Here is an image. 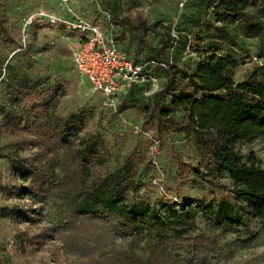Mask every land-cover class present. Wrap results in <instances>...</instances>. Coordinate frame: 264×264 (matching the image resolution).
<instances>
[{
    "label": "rangeland",
    "instance_id": "obj_1",
    "mask_svg": "<svg viewBox=\"0 0 264 264\" xmlns=\"http://www.w3.org/2000/svg\"><path fill=\"white\" fill-rule=\"evenodd\" d=\"M210 1L69 0L67 6L103 31L107 21H116L119 43L134 61L139 55L145 59L170 57L177 68L189 72L204 54L214 52L236 59L237 66L231 71L234 82L249 74L263 76L264 34L261 38L245 37L238 23H215ZM248 11L264 30V15L252 8ZM28 19L31 22L27 25ZM73 23L75 18L59 0H0V264H80V259L64 252L57 232L46 230L51 226L58 229L70 205L68 199L55 194L41 203L19 194L15 188L19 180L13 176L10 159L18 167L51 165L55 181L69 177L86 189L128 162L129 181L135 188L126 190L123 200L145 205L159 215L193 208L196 228L191 235L209 232L204 208L215 210L221 203L233 204L226 176L210 184L192 174L182 175L176 168L173 153L192 165L200 161L194 137L172 130L156 132L154 116L142 111L144 106L161 103L164 86H168L166 73L154 67L142 69L143 80H134L118 104L110 106L71 63L70 47L78 36L70 26ZM22 82L41 93V101L51 95L47 114L53 119L88 113L78 132V137L92 145L95 156L87 175H81L60 149L50 151L36 138L31 112L20 114L19 105L13 102V92ZM4 111L11 113L6 120ZM169 115L176 118L180 113ZM15 121L20 127L12 132L8 124ZM236 150L243 161L251 153L256 164L264 168V138L240 142ZM237 205L239 216H243L246 202L238 201ZM232 239L227 235L219 241L215 264H242L246 260L264 264L261 257L253 260L264 248V234L256 233L242 248L230 246ZM117 247L131 257L129 264H163L153 240L118 241ZM166 250L172 256L185 255L183 246Z\"/></svg>",
    "mask_w": 264,
    "mask_h": 264
},
{
    "label": "trees",
    "instance_id": "obj_2",
    "mask_svg": "<svg viewBox=\"0 0 264 264\" xmlns=\"http://www.w3.org/2000/svg\"><path fill=\"white\" fill-rule=\"evenodd\" d=\"M210 7L215 23H238L245 37L263 36L262 25L253 21L248 9L264 15V0H211ZM110 21L116 27L117 22ZM115 30L119 49L128 55L119 43V32ZM146 60L149 59L139 55L137 61H132ZM154 60L167 61V57ZM236 66V59L230 55L214 52L204 54L189 72L177 68L172 60L166 62V67L154 66L166 73L165 85L168 86H164L159 105L142 108L145 115L151 113L154 116L156 132L172 130L194 137L201 155L198 164L192 165L176 153L172 154V160L182 175L192 174L210 184L222 176L230 180L229 193L233 204L221 203L215 210H202L209 232L190 234L196 228V212L189 206L159 215L145 205L125 202V191L135 188L129 181L131 169L128 162L86 189L69 177L55 181L51 165L18 167L14 159L9 160L13 176L19 180L15 187L19 194L41 203L55 194L68 199L70 205L57 225L58 229L46 228L49 232H57L67 255L80 259V264H129L131 257L117 247V242L127 240L133 243L145 238L154 241V249L163 264H215L219 241L227 235L233 236L228 243L230 246L242 248L256 233L264 234V168L256 164L251 153L243 161L236 150L240 142L264 138V75L258 78L249 74L234 82L231 71ZM175 79L176 84L171 87ZM13 96L20 114L31 112L36 138L42 139L44 148L50 151L60 149L78 167L81 175H87L95 156L92 145L78 137V132L88 113L80 111L64 119H53L47 114L52 103L51 95L41 101V93L37 94L24 82ZM173 112L180 115L174 118L169 115ZM4 113V120L11 116L10 112ZM19 124L15 121L8 126L16 132ZM176 201L180 203L178 197ZM238 201L246 202L243 216L238 214ZM175 245L184 247L183 257L172 256L166 250ZM260 257L264 259V248L253 260ZM242 264H251V261Z\"/></svg>",
    "mask_w": 264,
    "mask_h": 264
},
{
    "label": "built area",
    "instance_id": "obj_3",
    "mask_svg": "<svg viewBox=\"0 0 264 264\" xmlns=\"http://www.w3.org/2000/svg\"><path fill=\"white\" fill-rule=\"evenodd\" d=\"M68 1L59 0L75 18V23L70 26L78 33L77 40L70 47L71 63L79 76L87 79L91 90L99 93L110 106L118 104L121 95L134 80L138 77L143 80L140 72L144 67H166V62L171 61L167 57V61L149 59L133 62L118 47L113 32L115 24L107 21L103 31L97 24L74 14L67 6ZM54 20V16L50 17V21ZM30 22L28 19L26 24Z\"/></svg>",
    "mask_w": 264,
    "mask_h": 264
}]
</instances>
